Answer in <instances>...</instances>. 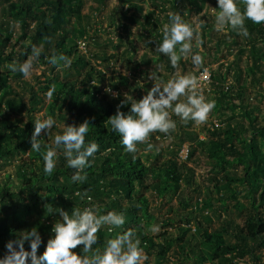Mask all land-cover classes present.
<instances>
[{
  "label": "trees",
  "instance_id": "16d2710c",
  "mask_svg": "<svg viewBox=\"0 0 264 264\" xmlns=\"http://www.w3.org/2000/svg\"><path fill=\"white\" fill-rule=\"evenodd\" d=\"M97 1V7L93 8L101 10L104 0ZM138 1L139 3L134 0H125L129 6L127 11L133 9V12L131 15H128L130 12L124 13L125 21L117 14V25L118 19L121 22V25H118L120 29L125 27L128 30L129 23L142 24L145 30L148 25H151L150 43H154L157 47L162 40V28L158 25L159 17L156 16V11L139 14L144 7L140 4L142 0ZM151 1L154 4L168 2L166 0ZM189 1L194 2V0ZM170 2L177 10L185 7L183 0ZM214 3L218 6L217 0H214ZM240 3L242 9L243 4ZM84 5L85 0H16L9 4L7 9H2L4 20L0 25L2 30L0 65L15 63L13 56L18 55L15 44L11 52L6 53L11 43V31L6 26L10 22L11 24L19 23L22 29L19 38L29 41L23 47L24 59L31 54L33 45L39 47L41 55L34 61L36 64L46 65L49 73L52 74L44 73V81L37 77L39 87L36 90L30 83L22 81L23 76L20 72L0 71V90L2 89L0 95V257L6 253V242L16 240L21 232L32 227H36L41 235L42 242L37 249V255L42 254L48 239L54 236L52 232L54 223L61 219L59 209L71 214L74 207L83 209L95 205L97 215L114 210L123 213L125 223L119 227L102 225L96 233L97 243L93 245L88 255L103 252L109 239L131 230L134 234L133 238L140 241L139 246L148 256L145 264L171 262V258L167 256L171 249L169 239L177 243V264H240L238 260L247 256L250 258L245 259L243 264H264L262 256L259 257L257 254L258 250L264 248V150L260 147L257 138L260 136L264 141V126H258L257 117L254 118L253 110L249 109L250 103L247 101L250 98L249 92L253 90L242 83L241 76L235 80L237 84L234 85L229 83L226 73L212 72V87L217 93L215 99L219 100L218 105L225 112L212 115V110L206 121L202 122L200 132L195 129L184 130L177 137L180 141L173 138L171 144L167 145L171 156L164 162H161L162 153L157 154L152 162L142 158L140 148H146L148 143H152L150 139L139 143L136 153L124 151L119 142V134L112 131L108 118L117 112V105L125 99L126 89L131 90L133 87L123 83V77L118 75L117 80L102 91L99 83L105 79V73L103 69H99V66L103 62L110 63L114 56L105 49V44L101 46L103 49L98 51L88 49L92 47L89 39L95 43L97 38L90 37L89 29L84 27V21L89 18L88 15L83 14ZM70 24L72 31L67 29ZM245 25L249 31V35L245 37L248 42L246 47L240 43L241 35L235 30L230 28L228 33L232 37H238L234 41L235 47L240 49V54L249 52L254 68H257L258 62L264 59L263 50L256 44V41L264 43V23L254 24L246 19ZM4 31L7 34L3 35ZM78 38L84 40L86 51L80 49L81 41H78ZM214 42L216 51L221 49L222 43L228 47L231 44L223 40ZM120 44L114 46L119 48ZM203 46H206L205 43ZM61 53L71 59V64L63 67L61 70L63 74L60 75L56 72L57 66L50 64L48 58L53 54ZM158 54L160 60L164 58L168 60L165 55L159 52ZM215 58H218V55ZM181 63L186 67L185 62L181 61ZM167 68L172 74L177 71L178 66L173 68L168 60ZM12 74L18 81V85L24 84V91L30 94L28 100L10 85L9 79ZM261 80V77L258 79L254 76L252 83L255 84ZM135 86L138 89L137 95H131L138 100L144 96V92L141 86L137 84ZM49 92H51L50 103L46 100ZM112 92H116L117 95H113ZM11 94L15 97H7ZM47 104V115L55 118L58 116L64 126L65 124L78 126L85 121L88 122L89 131L85 142H95L98 150L90 158L92 163L85 169L87 176L83 182L71 181L70 177L74 169L67 166L60 149H57V163L52 172L45 174L43 170V153L48 146H51L54 135L60 133L63 127L53 126L56 130L54 135L49 134L50 130L49 133H43L42 130L37 137L41 139L40 151L28 152L31 148V136L37 113ZM229 105H232V109H238L240 113L237 114L235 111L231 114L227 113L230 109ZM119 110L129 113L130 104L120 105ZM173 115L178 119L182 129L193 124L191 120L182 123L178 116ZM237 115L246 122L239 121ZM59 124L58 121L57 125ZM249 127L253 132L247 137L246 131ZM172 130L170 129L168 133L159 131L156 133L160 134L162 137L159 139L164 141L172 135ZM201 131L205 133L204 139L201 138ZM150 135L154 136L152 133ZM185 146L189 151L187 158L182 159L180 152ZM198 151H202L205 157L211 160L209 161L211 162L209 181L212 186L206 194L213 196L214 191L219 194L217 199L223 205L224 213H228L229 205H231L229 198L236 193L246 191L247 199L250 201L249 210L243 202L237 201L234 204L236 209L248 210L243 225L225 219L222 221L223 224L213 229L204 224L213 222V217L202 211L204 206H212V204L205 201L204 206L201 202L202 205L199 207V201L196 200L197 208L194 209L195 205L190 193L193 190L190 189L196 179V171L189 163H194V157ZM26 152H28V158L18 164L16 182L12 180V174H4L1 177L2 172L14 159ZM197 163H201L200 160ZM239 166L242 167V173L239 172ZM230 168L231 170H228ZM182 181H186L188 185V189H185L188 190L186 193L182 191L184 189L179 190ZM233 181H240L242 187L232 186ZM147 191L160 196L171 195L180 198L182 210H180L177 236L164 230L156 237L148 230L145 220L150 219L152 213L151 203L146 196ZM186 196H188L187 199H185ZM122 200L128 202V205H125ZM213 210L212 213L217 214V219L221 220L223 215L216 209ZM167 225L173 226L172 223H164V226ZM231 225H234L232 230ZM109 227H112V231H109ZM158 238L160 239L157 240ZM24 247L28 250L27 242ZM154 247L158 248L157 253L152 252ZM81 249L82 245H78L73 251L81 254ZM153 256H156L155 263L151 261Z\"/></svg>",
  "mask_w": 264,
  "mask_h": 264
},
{
  "label": "clouds",
  "instance_id": "9594fccd",
  "mask_svg": "<svg viewBox=\"0 0 264 264\" xmlns=\"http://www.w3.org/2000/svg\"><path fill=\"white\" fill-rule=\"evenodd\" d=\"M217 5L213 9L218 10L214 11V28L218 32L231 28L242 37H247L249 31L245 25L246 19L254 24L264 23V0H243L242 9L239 0H217ZM204 14L205 7L198 15ZM193 36V26L182 19L178 12H169L168 22L162 26V40L155 50L165 55L173 68L177 67L181 58L187 59L189 55L192 64L199 66L203 58L200 52H192ZM199 44L197 40L195 46L199 47ZM40 55L41 49L33 45L31 54L24 62L19 65L10 63L8 68L10 71L20 72L23 78L28 79L33 71V61ZM48 62L57 67H68L71 59L62 53L53 54ZM150 78L154 80V84L142 98L137 100L124 93L125 99L120 101V105L130 104L129 113L120 111V105H117V112L108 118L112 131L119 134V142L126 152L136 153L137 145L145 142L152 132L168 133L170 129H174L176 121L171 118V114L178 116L182 123L191 120L200 124L206 121L214 107V101L206 99L199 91L195 76L177 71L167 82L154 74ZM47 95L50 96L51 92ZM54 125L60 127L52 116L43 113L37 115L28 152L40 151L42 145L38 135L42 130L49 133ZM87 125V121L78 126L65 124L62 131L54 135L51 146L43 153L45 174L52 172L57 163V149H60L67 166L74 169L71 181L83 182L86 179L85 169L90 166V158L98 150L95 142H85L89 131ZM152 147L148 143L144 151L147 152ZM58 212L61 219L54 223V236L48 239L42 254L37 255V249L42 242L41 235L36 227H32L21 232L16 240L6 242V253L0 257V264H145L148 260L147 254L139 246L140 241L133 238L131 230L109 239L103 252L88 255L97 243L96 233L101 226L123 225V213L113 210L97 215L95 205L83 209L74 207L71 214L63 209ZM150 230L155 232L157 228L153 226ZM109 231H112V227H109ZM25 242L29 245L28 250L24 247ZM78 245H82L81 254L73 251Z\"/></svg>",
  "mask_w": 264,
  "mask_h": 264
},
{
  "label": "rangeland",
  "instance_id": "374dc122",
  "mask_svg": "<svg viewBox=\"0 0 264 264\" xmlns=\"http://www.w3.org/2000/svg\"><path fill=\"white\" fill-rule=\"evenodd\" d=\"M16 0H0V25L1 22L4 20L2 17V9L9 6V4L15 2ZM160 1V0H158ZM168 2H160V3H152L151 0H142L140 1V4L144 7L142 12H139V14H148L152 11H156L157 17H159L158 25L159 28L163 26L164 23L168 22V13L169 12H178L182 19L187 21L193 26L194 29V36H193V48L192 52H196V41L198 40L200 42L199 48L202 47V51H200V54L202 56V64L199 66H194L191 62V56L187 59L181 58L178 61V68L177 71H179L180 74H189L192 76L198 77L200 71V68L203 67V69L208 68L212 74V72L219 73L222 71L223 73L227 74V80L229 83L236 85L237 82L235 81L238 77L241 76L242 83L246 84L250 87L251 90H253L250 93V98H248L249 109L251 108L253 110V117H257L258 126H264V59L260 62H258V67L254 68V62L250 58L249 52H246L244 54H240V49L236 48L234 45V41L238 39L237 36L232 37L229 32L230 28H228L224 32H218L214 28L215 24V16H214V10L213 8H216V4L214 3V0H194V2H190L189 0H183L185 3L184 8H180V10H177V8L172 7L171 0H166ZM134 2L139 3L138 0H134ZM241 2L240 4H243V0H239ZM74 3V1H73ZM132 4V3H130ZM98 1L97 0H85V5L83 8V14L88 15L89 18L84 21V27H87L89 29V35L95 40V43H93L91 39L89 41L92 44V47H88V49H94V51H98L99 49H103L101 46H106V50L110 54H112L114 57H112L111 62H103L99 66V69H103L105 73V79L100 81V86L102 88V91L105 90V88L115 80H117V76H122V82L128 83L131 87H133L131 90L128 88L126 89L127 93L129 95L133 94L134 96L137 95V87L135 84L141 86L143 95L147 93V91L153 86L154 80L150 78L151 74H154L157 76L160 80L167 82V80L173 76V72L171 74V71L167 68V59L160 60L159 54L155 50V44L150 43V31L151 25H148L147 30L144 29L142 24H132L129 23V29L126 30L120 29L118 25H121L120 20L118 19V25H117V18L119 16L123 18V21H125L124 13L130 12L128 15H131L133 12V9L131 11H127V8H129L128 4L125 2V0H104L103 1V8L101 10L94 9L93 7H97ZM204 7L206 8V14L204 15H198L199 13L203 12ZM191 9V11H190ZM118 14V16H117ZM10 22V21H9ZM6 28L11 31V43L8 45V48L6 50V53H10L12 50V46L15 44V50L18 55L13 56L14 62L22 63L26 59H24L22 53L24 51V45L25 43L28 44L29 41H25L24 39H20L19 36L21 35V26L19 23H12L10 22L9 25L6 26ZM119 28V30H118ZM67 29L72 31V25H68ZM149 29V31H148ZM0 29V33H1ZM7 34L6 31L3 32V35ZM75 36H77L75 34ZM87 37V36H86ZM240 43H243L245 47L247 46L248 42L245 39V37L239 36ZM215 40L218 41H227L230 46H224L222 43V47L219 51H216L215 49ZM78 41H81L80 49L83 51H86V47L84 48V40L81 38H78ZM233 41V43H232ZM113 42V43H112ZM121 43V44H120ZM203 43H205L206 46H203ZM90 44V43H89ZM120 44L121 46L119 48H116L117 45ZM256 44L258 45V48L263 50L264 53V43L263 41H256ZM89 51V50H88ZM218 55V58H215V56ZM153 61H150V60ZM181 61H185V64H187L186 67L182 68ZM36 61H33V71L31 76L28 79L22 78V81H26L27 83H30L35 87L37 90L39 87V83L37 81V77L41 79V81L45 80L44 73H49L47 66L44 64H36ZM138 65V68L136 69V66ZM63 66L57 67L56 72L60 75L63 74L62 70ZM0 71L1 72H9L8 64H2L0 65ZM171 76H170V75ZM256 76L258 79L261 77V81L256 82L255 84L252 83L253 77ZM97 77V76H96ZM127 79L128 81H126ZM10 85L14 88V90L21 95L25 96V99L28 100L30 97V94L27 93V91H24V84L18 85V81L16 80L15 76L13 74L11 75L9 79ZM133 85V86H132ZM136 88V89H134ZM133 90V92H131ZM40 92V91H39ZM2 94V89L0 90V95ZM4 95V93H3ZM113 95H117V93H113ZM203 95L208 100L214 101V107L211 109L210 112L213 110L212 115H216L215 113H223V111L219 107V100L215 99L217 96V93L213 89H211L209 92L203 91ZM7 97L13 98L14 95H8ZM181 99H184L181 97ZM47 102H51V95L46 98ZM230 109L227 111V113L231 114L234 113V111L239 114L240 111L238 109H232V105H229ZM48 111V104L47 106L43 107L38 113H43L46 116ZM228 114V115H229ZM171 118L176 121V127L171 131L172 135H169L170 137L168 139L160 140L159 138L162 137L160 134L155 132H152L154 135L151 137L149 135L148 139L152 140L153 147L148 150L147 152L144 151L145 148H140L141 156L142 158L149 162L153 161L154 158L157 156V154L162 153V161L164 162L168 157L171 156V154L168 153L170 149L167 148V145L170 143L172 139L180 141L177 137H179L180 133H183L184 130H190L192 131L195 129L197 132H200V124H196L193 122V124L190 127H184V129L180 128V123L178 122V119L174 118V115L171 114ZM209 115V114H208ZM56 121V124H58V121L60 122V127H63V122L59 119L57 116L56 118L53 117ZM237 119L239 121H244L241 116L237 115ZM246 122V121H244ZM56 126V125H54ZM202 127V126H201ZM46 130H43V133H46ZM56 130L53 128L50 129L49 134H55ZM253 132L252 128L249 127V130L246 131V136H250ZM155 137V139H154ZM172 137V138H171ZM176 137V138H175ZM205 133H202L201 131V138L204 139ZM171 138V139H170ZM207 138V137H206ZM205 138V139H206ZM258 142L260 144V147L264 150V141L259 136ZM163 139V138H162ZM189 142V141H188ZM186 147V146H185ZM164 151H163V150ZM173 149H171L172 151ZM163 151V152H161ZM144 152V156H143ZM181 156V152H180ZM28 158V153L21 154L18 157H16L10 166H8L1 174V177L4 176V174H12V180L16 182V172L18 170V164L24 162ZM194 163H189L190 166L195 168L196 171V179L194 180V184L191 187L190 191L191 197H193V204L195 205L194 209L197 208L196 206V200L199 201V207L206 201L208 204H212V206H204L203 213L211 215L213 217V222L204 223L206 226L211 227L213 229L219 227V225L223 224L222 221L225 219L232 220L235 224L243 225L246 214L250 208V201L247 199L246 191L242 193H236L234 196H231L229 198V210L228 213H224V208L221 202L218 201L217 197H219V194L214 191L213 196L206 194L209 192V188H211L212 183L209 181V176L211 174V160H209L205 155L202 153V151H198L196 154V157ZM200 160L201 163H197ZM242 167L239 166V172L241 171ZM228 170H231L228 169ZM189 174V172H187ZM182 186L181 189L183 192H187L188 185L186 181L181 182ZM232 186H239L242 187V183L240 181H233ZM194 190H199L195 192ZM181 191V192H182ZM224 193V190L222 191V194ZM146 196L151 203V213L152 217L145 220V225L147 226L148 230L153 226H156L157 230L155 232H152V235H155L156 237L160 235V233L164 232V230L170 231L173 236H177L178 229L177 226L180 225V216H181V205H180V198L177 196H171L167 195L160 196L156 193L147 191ZM188 196L185 197L187 199ZM123 201V200H122ZM243 202L247 205L248 210H239L234 207V204L237 202ZM202 202V204H200ZM125 205H128V202L123 201ZM101 210V208H98ZM97 209V211H98ZM191 209V208H189ZM216 209L218 213H221L223 215V218L217 219V214L212 213ZM264 209V208H263ZM104 212H106L104 210ZM97 214V213H96ZM172 223L173 226H164V223ZM234 225H231V230ZM158 238L157 240H159ZM196 242V241H195ZM194 242V243H195ZM169 243L171 244V249L169 251V256L171 258L170 263L165 264H177V243L171 239H169ZM159 250L157 247L152 248V252L157 253ZM145 253V251H144ZM258 256H262V260L264 261V248H261L257 252ZM156 256L151 257L152 263L156 262ZM250 258L249 256L238 260L240 264L245 263V259Z\"/></svg>",
  "mask_w": 264,
  "mask_h": 264
},
{
  "label": "built area",
  "instance_id": "2783aa9c",
  "mask_svg": "<svg viewBox=\"0 0 264 264\" xmlns=\"http://www.w3.org/2000/svg\"><path fill=\"white\" fill-rule=\"evenodd\" d=\"M84 48H85V46H84ZM197 82H198V85H197L198 89L202 94H203V91L209 92L211 89H213V87H212V74L208 68L203 69L199 73V75L197 77ZM112 93H115V92H112ZM216 126H218L217 123H216ZM188 151H189V149L187 147H185L181 151V158L182 159L187 158Z\"/></svg>",
  "mask_w": 264,
  "mask_h": 264
},
{
  "label": "crops",
  "instance_id": "0c3cea01",
  "mask_svg": "<svg viewBox=\"0 0 264 264\" xmlns=\"http://www.w3.org/2000/svg\"><path fill=\"white\" fill-rule=\"evenodd\" d=\"M199 47H200V46H199ZM199 47H196V50H195L196 52H200V51H202V47H201V48H199ZM183 62H185V61H183ZM181 65H182V68H184V66H183L184 64L181 63ZM185 65L187 66V64H185ZM200 69L203 70V67L200 68ZM201 70H200V71H201ZM230 84H231V83H230Z\"/></svg>",
  "mask_w": 264,
  "mask_h": 264
}]
</instances>
